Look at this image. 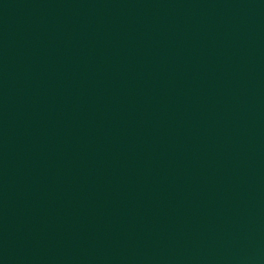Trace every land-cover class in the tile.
<instances>
[{
  "label": "water",
  "instance_id": "95a60500",
  "mask_svg": "<svg viewBox=\"0 0 264 264\" xmlns=\"http://www.w3.org/2000/svg\"><path fill=\"white\" fill-rule=\"evenodd\" d=\"M0 264H264V0H0Z\"/></svg>",
  "mask_w": 264,
  "mask_h": 264
}]
</instances>
